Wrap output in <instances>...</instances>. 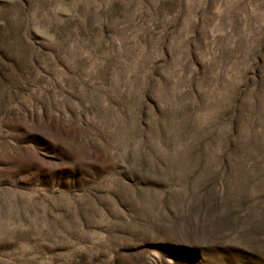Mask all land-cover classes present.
<instances>
[{
    "label": "rangeland",
    "instance_id": "1",
    "mask_svg": "<svg viewBox=\"0 0 264 264\" xmlns=\"http://www.w3.org/2000/svg\"><path fill=\"white\" fill-rule=\"evenodd\" d=\"M0 264H264V0H0Z\"/></svg>",
    "mask_w": 264,
    "mask_h": 264
}]
</instances>
